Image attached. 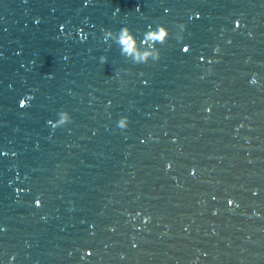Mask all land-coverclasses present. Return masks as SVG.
<instances>
[{
  "label": "water",
  "instance_id": "95a60500",
  "mask_svg": "<svg viewBox=\"0 0 264 264\" xmlns=\"http://www.w3.org/2000/svg\"><path fill=\"white\" fill-rule=\"evenodd\" d=\"M0 264H264V0H0Z\"/></svg>",
  "mask_w": 264,
  "mask_h": 264
},
{
  "label": "clouds",
  "instance_id": "9594fccd",
  "mask_svg": "<svg viewBox=\"0 0 264 264\" xmlns=\"http://www.w3.org/2000/svg\"><path fill=\"white\" fill-rule=\"evenodd\" d=\"M177 27L179 28L180 33H182L186 26L184 24H179ZM149 32L156 33L158 37L162 38V39L154 40V54L147 50L141 51L140 48L134 47L133 45V40H135L139 45L142 46ZM113 33L118 34V39L114 43H116L120 48L121 54L137 64L148 63L149 60L152 61L159 60L160 50L159 48L155 47V45L165 44L170 35L168 28L165 25L160 24L157 25L154 29L150 28L149 30H147L143 34V40H139L137 36L133 33V31L127 26L122 27L121 29H119L118 32H114L112 30H105L103 32V37H105L106 35H111ZM177 39L182 40L183 36L178 34ZM183 51L188 52L189 48L185 46L183 48ZM29 99H31V97H29ZM26 106H28V100L21 99L20 107L23 108ZM57 115H58V119L55 121V123H52L51 121L49 122L51 123L53 129L57 127L65 126L68 123H70L72 120L71 114L68 111L62 110ZM117 126L121 129H125L128 126V118L121 117L117 122ZM229 203L231 204L232 202L229 201Z\"/></svg>",
  "mask_w": 264,
  "mask_h": 264
}]
</instances>
